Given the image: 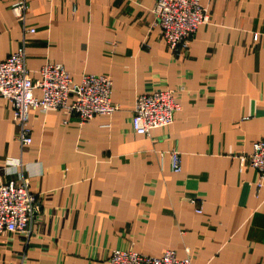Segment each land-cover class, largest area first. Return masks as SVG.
I'll return each instance as SVG.
<instances>
[{
	"label": "crops",
	"instance_id": "crops-1",
	"mask_svg": "<svg viewBox=\"0 0 264 264\" xmlns=\"http://www.w3.org/2000/svg\"><path fill=\"white\" fill-rule=\"evenodd\" d=\"M201 2L210 19L174 56L154 0H0V61L23 46L33 79L45 63L61 64L74 83L107 75L118 106L82 124L60 109L31 110L22 146L0 98V183L27 179L38 203L28 237L0 233V264H106L115 248L264 264V187L239 161L264 138V0ZM179 87L173 122L135 134L136 97Z\"/></svg>",
	"mask_w": 264,
	"mask_h": 264
},
{
	"label": "built area",
	"instance_id": "built-area-1",
	"mask_svg": "<svg viewBox=\"0 0 264 264\" xmlns=\"http://www.w3.org/2000/svg\"><path fill=\"white\" fill-rule=\"evenodd\" d=\"M25 5L20 1L12 6L14 14L22 17ZM152 13L161 29L162 36L174 56H180L190 46L200 24L209 20L207 9L200 0H154ZM29 32H33L32 29ZM33 79L25 66L23 46L18 47L0 61V98L11 103L14 119L19 126L18 140L22 146L31 143L28 118L31 110L46 112L60 109L66 115H76L79 124L97 115L114 113L118 106L111 97L112 81L107 75L83 74L74 83L61 64L45 63ZM34 90L40 92L39 96ZM160 88L138 95L135 99L130 125L139 135H148L152 129L164 128L173 122L179 105L174 95L182 91ZM170 165L174 172L181 170L177 151H169ZM239 161L256 170V189L264 187V138L252 144L251 152L240 155ZM9 166H21L19 161H8ZM195 211L201 213V199H190ZM38 212L35 193L27 179L16 183H0V233H19L28 237L31 222ZM106 264H192L190 257L178 258L175 251L166 250L160 256L144 255L132 249H112Z\"/></svg>",
	"mask_w": 264,
	"mask_h": 264
},
{
	"label": "rangeland",
	"instance_id": "rangeland-1",
	"mask_svg": "<svg viewBox=\"0 0 264 264\" xmlns=\"http://www.w3.org/2000/svg\"><path fill=\"white\" fill-rule=\"evenodd\" d=\"M200 2H201V0H200ZM201 4H202V2H201ZM203 5V4H202ZM204 6V5H203ZM206 9H207V12H208V14H209V19H210V13H209V10H208V8L206 7V6H204ZM209 21V20H208ZM207 23V22H206ZM204 24V23H203ZM201 25V24H200Z\"/></svg>",
	"mask_w": 264,
	"mask_h": 264
}]
</instances>
